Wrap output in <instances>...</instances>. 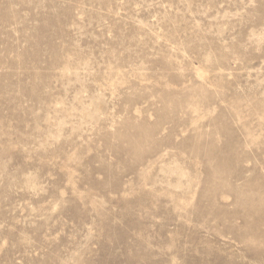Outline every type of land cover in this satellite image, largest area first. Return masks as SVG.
I'll return each instance as SVG.
<instances>
[{
    "label": "rangeland",
    "instance_id": "374dc122",
    "mask_svg": "<svg viewBox=\"0 0 264 264\" xmlns=\"http://www.w3.org/2000/svg\"><path fill=\"white\" fill-rule=\"evenodd\" d=\"M0 264H264V0H0Z\"/></svg>",
    "mask_w": 264,
    "mask_h": 264
}]
</instances>
